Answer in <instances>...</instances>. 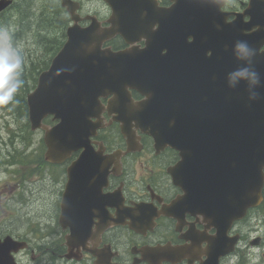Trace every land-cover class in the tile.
Masks as SVG:
<instances>
[{"label":"water","instance_id":"water-1","mask_svg":"<svg viewBox=\"0 0 264 264\" xmlns=\"http://www.w3.org/2000/svg\"><path fill=\"white\" fill-rule=\"evenodd\" d=\"M105 1L113 11L110 27H101L95 18H91L88 26L80 27L75 2L62 0L75 23L68 27L66 43L50 67L39 75L35 90L28 94L31 128H45V155L54 160L56 153L86 148L88 137L97 127L92 126L90 117L99 111V97L112 93L109 106L124 122L132 106L129 89L139 90L147 97L141 106L166 120L173 119L172 125L157 124L162 135L159 140L180 149L183 154V201L193 205L195 198L209 201L205 204L212 209L217 232L211 239V251L204 264H217L220 256L233 250L237 240L236 236L227 237V228L262 200L264 49H258L264 44V1L246 11L249 21L243 22L239 16L225 23L213 9L216 0H202L207 4H199V0H176L182 5L185 25L177 22L175 26H183V30L180 29L175 38H167L157 31L154 36H148L144 49L117 52L102 49V42L117 33L126 41H132L138 30L136 26L142 28L141 23H146L141 11L147 12L146 7L149 9L150 5L148 0ZM10 3L11 0H0V11ZM147 15L146 19L151 16ZM240 26L241 35L231 31L237 32ZM252 26L258 29L252 31ZM245 29L250 33L245 34ZM158 35L166 41L172 55L183 53L181 65L173 59L166 62L158 58L164 47L162 41H156ZM189 37L191 42L181 43ZM240 40L255 50L252 62L262 79V86L257 89L260 96L256 100L248 99L243 81L236 88L227 84V74L244 64L232 54L233 45ZM205 42L211 48V55L206 57L200 51ZM214 44L217 47H213ZM177 71L183 75L181 85L171 77ZM171 79L173 83L169 82ZM48 114L59 119L51 127L42 124ZM129 126L121 124L126 136L130 135ZM140 128L153 134L154 126L147 122L140 124ZM66 195L67 188L61 206L62 227L68 225ZM76 240L82 241L66 236L67 258L71 257L72 242ZM257 243L258 239L252 241V244ZM26 246V242L10 236L0 239V264H17L13 254Z\"/></svg>","mask_w":264,"mask_h":264},{"label":"flooded vegetation","instance_id":"flooded-vegetation-1","mask_svg":"<svg viewBox=\"0 0 264 264\" xmlns=\"http://www.w3.org/2000/svg\"><path fill=\"white\" fill-rule=\"evenodd\" d=\"M219 1L216 0L213 9L223 17V22H233L236 15H243V22L249 20L246 10L252 6L250 0ZM78 2L81 16L93 15L102 26L109 25L112 9L106 2L95 8H87L84 0ZM202 2L198 1L199 4ZM148 4L150 8L146 7L147 12L145 9L141 11L146 23H141L142 28L136 26L138 30L131 43L126 42L120 34H115L102 46L113 51L132 46L139 51L148 44V36H154L157 31L167 38H175L180 29L183 30V26H175L177 22L185 25L181 3L178 4L176 0H148ZM146 13L151 15L148 19L145 18ZM69 18L67 14V25L71 22ZM79 23L87 25L89 19H81ZM67 25L61 34V46L66 39ZM231 31L237 35L242 33L241 26L237 32ZM248 33L250 30L245 29V34ZM159 36L156 41H162L164 47L159 51L158 58L166 62L173 59L181 65L183 53L180 56L172 55L166 41ZM191 41L189 37L181 40V43ZM263 49L264 44L258 51ZM200 51L205 57L211 55V48L206 42ZM171 77L179 85L184 82L179 71ZM171 80L169 82L173 83ZM148 94L151 96V92ZM130 95L132 106L127 110L124 122L109 106L113 94L101 97L99 118H90L91 124L100 125L88 137L86 148L56 153L54 160L46 158L43 130L30 129L26 98L14 96L13 101L2 108L5 112L9 109L8 116H12L7 123L16 124L14 130L5 128L10 134L8 138L0 136V163L3 169L28 168L38 175L41 182L49 178L54 187L49 204H46L45 191L39 194L45 197L43 203L38 201L40 209L51 206L52 210L48 220L37 222L34 236L41 241L36 242L35 247L28 236L13 235L11 230L4 234L27 241L28 247L17 257L21 253H28L31 259L38 260L49 255L50 264H201L207 259L211 239L217 232L212 209L205 204L209 201L201 202L195 198L192 199L194 205L183 201V154L180 149L159 140L162 137L159 125H172L173 119H167V123L158 113L149 112L150 108L141 106L147 97L139 90L132 88ZM56 122L52 117L45 119V125ZM143 122L154 126L153 134L141 130L140 124ZM123 123L130 125L129 136L122 132ZM44 188L43 185L39 186L41 190ZM66 188L68 225L62 227L61 206ZM11 190L13 187L8 189ZM16 195L20 196L19 193ZM249 214L250 211L227 228V236L238 234L237 246L232 253L222 256L219 264H228L240 249L250 244V231L257 223H248ZM66 236L82 239L81 242H72L71 258L66 257ZM49 237L53 239L48 244L44 239ZM17 261L20 263L19 258Z\"/></svg>","mask_w":264,"mask_h":264},{"label":"rangeland","instance_id":"rangeland-1","mask_svg":"<svg viewBox=\"0 0 264 264\" xmlns=\"http://www.w3.org/2000/svg\"><path fill=\"white\" fill-rule=\"evenodd\" d=\"M15 1L16 6L0 16V27L6 26L1 31L7 30L13 46L20 51L23 57L20 73L23 84L18 89L17 92H19L20 89L32 84L36 67L44 66L43 63L49 61L52 55L50 54L52 46L61 41L64 29L54 27L53 16L50 11L48 13L47 0ZM84 1L87 8H95L102 3V0ZM48 16L49 19L52 18V22L49 20L50 24L47 21ZM6 21L8 23L4 25ZM0 116H3L0 118V136L8 138L10 134L5 128L9 127L10 130H14L16 124L7 123L12 116H8V112L2 109L1 104ZM3 167L0 163V236L11 230L13 235L28 236L35 247L36 242L41 241L34 236L35 228L38 227L37 222L38 220H48L52 210L51 206H45L43 210L40 209L38 201L42 202L45 197L43 198L39 194L45 191L46 204L51 203L53 184L47 177L44 181H39L38 175L28 168L10 167L6 170ZM40 185L46 188L41 190L39 189ZM12 187L13 190L8 191ZM17 193L20 196H17ZM248 223L250 225L257 223L250 231V235L261 236L262 243L258 246L247 244L240 249L236 256L232 257L228 264H264V206L258 212L251 214ZM38 232L42 233L40 230ZM52 239L53 237H49L44 241L49 244ZM16 258H19V264H50L48 262L49 255L33 260L28 253H21ZM62 263L64 264V262Z\"/></svg>","mask_w":264,"mask_h":264},{"label":"clouds","instance_id":"clouds-1","mask_svg":"<svg viewBox=\"0 0 264 264\" xmlns=\"http://www.w3.org/2000/svg\"><path fill=\"white\" fill-rule=\"evenodd\" d=\"M232 54L236 60L243 61V66L237 67L227 74L228 87L236 88L243 81L246 85L249 100H256L262 86L261 74L252 62L255 50L246 41L235 42ZM23 57L20 51L13 46L7 30L0 31V104L13 101L15 93L23 84L20 79Z\"/></svg>","mask_w":264,"mask_h":264},{"label":"trees","instance_id":"trees-1","mask_svg":"<svg viewBox=\"0 0 264 264\" xmlns=\"http://www.w3.org/2000/svg\"><path fill=\"white\" fill-rule=\"evenodd\" d=\"M47 9H48V13L50 11V13L52 14V16L54 17L55 15H60L61 11H60V8L58 6V4L56 3H50V2H47ZM49 16L47 17V21L48 23L50 24V21H49Z\"/></svg>","mask_w":264,"mask_h":264}]
</instances>
